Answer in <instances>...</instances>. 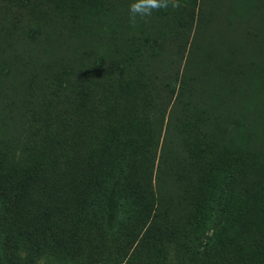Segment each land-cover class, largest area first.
I'll return each mask as SVG.
<instances>
[{
    "label": "rangeland",
    "instance_id": "rangeland-1",
    "mask_svg": "<svg viewBox=\"0 0 264 264\" xmlns=\"http://www.w3.org/2000/svg\"><path fill=\"white\" fill-rule=\"evenodd\" d=\"M101 1L108 3L110 18L122 8L129 16L131 0ZM69 3L0 1V146L16 156L30 154L24 146L40 140L41 116L59 114L74 120L81 110L80 121L99 96L100 84L131 86L132 91L138 84V103L131 105L152 137L145 149L128 147L122 138L125 148L120 158L110 157L116 150L104 152L98 169L110 162L109 170L95 169L98 173L85 185L86 192L104 195L106 209L100 226L108 233L106 241L117 247L114 252L119 250L115 239H124L119 241L124 245L119 264L133 257L138 264H171L170 258L175 257L176 264H190L194 248L186 242L189 213L202 219L193 228L203 234L216 227L230 232L226 213L241 201L264 213L257 195L260 184L251 181L242 153L238 147H224L240 116L264 120V0H181L179 9L137 17L128 59L115 40L102 32L100 21L108 9L97 12L93 23L88 18V23L81 15H71ZM185 67L191 80L183 99L189 101L186 110L199 115L194 122L201 132L190 144L195 133L193 128H181L188 114L177 103V89L173 91ZM210 149L211 163L227 164L224 172V168L211 169L202 176L203 156ZM114 161L118 170L113 168ZM128 166L139 168L134 185L124 188L121 184L123 191L113 198L117 185L110 186L108 180L127 174L132 170ZM34 178L23 180V193L32 195L39 186ZM153 194L158 215L153 223L142 226V209ZM45 196L47 201L36 205L45 206L59 222L87 211L79 203L80 196L66 198L59 185L45 191ZM0 197V208L9 209V201ZM10 223L14 229V222ZM7 246H0V264L13 262L10 248L2 251Z\"/></svg>",
    "mask_w": 264,
    "mask_h": 264
},
{
    "label": "trees",
    "instance_id": "trees-1",
    "mask_svg": "<svg viewBox=\"0 0 264 264\" xmlns=\"http://www.w3.org/2000/svg\"><path fill=\"white\" fill-rule=\"evenodd\" d=\"M69 5L71 15H81L85 22L91 18L90 23H93L97 12L108 9L106 17L100 21L103 34L111 41L115 40L126 59L132 56L129 51L132 50L133 25L129 23L125 8L110 18L109 5L101 0H70ZM71 15L69 18L73 19ZM186 70L187 67L178 76L179 82L173 88V91L177 89V103L185 110L189 101L183 98L188 92V80H191ZM190 85L194 86L191 82ZM130 87L114 88L111 84H100L99 96L86 108L80 121L81 110L74 120L64 119L59 114L55 118L41 116L37 128L40 140L34 146H24L30 154L22 152L16 156L0 146V195L10 204L9 209L0 208V246L8 245L2 251L10 248L12 264H119L122 261L124 245L119 242L121 239H115L119 250L114 252L117 247L106 241L108 233L100 226V217L106 209L104 195H88L85 185L90 180L94 181L93 176L101 167L105 173L108 172L110 162L98 169L99 159L106 157L104 152L116 150L117 154H110L111 158L123 156L122 147L125 146L121 143L122 138L127 139L128 147L145 149L152 137L148 135L151 130L144 128L140 121L135 105H131L137 100L139 86L137 84L134 91ZM186 112L188 115L181 128H193L195 137H190V144L201 133L194 122L199 115ZM234 124L235 132L225 137L224 147H238L251 173V181L260 184L257 195L264 205V120L250 118L247 114L240 116ZM213 154L210 149L203 156L206 168L202 176L209 175L211 169L218 172L227 164L211 163ZM113 168L119 169L117 161L113 162ZM95 169H98L96 173ZM127 169L132 170L127 174L121 172L117 179L108 180L110 186L117 185L113 198L118 195L117 192L123 191L121 184L124 188L134 185L132 179L138 175L139 168L128 166ZM27 176H35V181L39 183L36 190H32V195L22 191L23 180ZM54 185H59L66 198H70L69 194L80 196L79 203L87 211L75 216V219L59 222L58 217H51L53 213L45 206H37L39 200L47 201L45 191L53 190ZM156 201L157 196L153 194L142 209V226L155 221L154 216L158 215L154 212ZM189 215L190 233L186 242L194 248L190 264H264V213L256 211L250 203L241 201L236 209L226 213L224 219L231 227L230 232L217 231L222 229L216 227L210 234L198 233L193 225L202 219L195 212ZM11 221L14 222V229L9 228ZM112 243L116 244L115 241ZM133 260L128 258L126 263L138 264L137 257ZM170 263L176 264L177 258H170Z\"/></svg>",
    "mask_w": 264,
    "mask_h": 264
},
{
    "label": "clouds",
    "instance_id": "clouds-1",
    "mask_svg": "<svg viewBox=\"0 0 264 264\" xmlns=\"http://www.w3.org/2000/svg\"><path fill=\"white\" fill-rule=\"evenodd\" d=\"M183 7L181 0H131L128 6L129 23H137V17L143 19L151 16L154 10L179 9Z\"/></svg>",
    "mask_w": 264,
    "mask_h": 264
}]
</instances>
